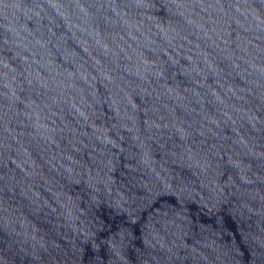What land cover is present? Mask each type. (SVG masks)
Segmentation results:
<instances>
[{"label":"water","instance_id":"1","mask_svg":"<svg viewBox=\"0 0 264 264\" xmlns=\"http://www.w3.org/2000/svg\"><path fill=\"white\" fill-rule=\"evenodd\" d=\"M0 264H264V0H0Z\"/></svg>","mask_w":264,"mask_h":264}]
</instances>
